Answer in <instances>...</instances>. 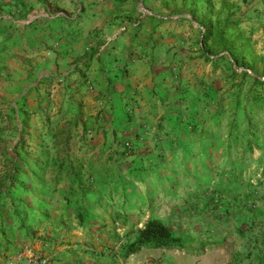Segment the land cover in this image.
Wrapping results in <instances>:
<instances>
[{
    "label": "rangeland",
    "instance_id": "1",
    "mask_svg": "<svg viewBox=\"0 0 264 264\" xmlns=\"http://www.w3.org/2000/svg\"><path fill=\"white\" fill-rule=\"evenodd\" d=\"M116 1L115 7L127 4L122 22L132 30L152 14L169 22L176 65L170 95L154 89L152 110L137 116L124 111L120 121L142 118L135 133L110 135L96 150L89 145L70 153L66 145L78 142L70 138L49 143L42 153L28 150L23 126L15 148L8 149L12 134L1 137L0 264L26 248L37 257L35 264H264V83L252 77L264 81V0H226L240 9L234 28L250 37L251 47L238 61L228 54L213 62L200 53L216 58L203 39L213 19L206 0ZM212 1L218 8L221 0ZM6 4L0 2V14L26 19ZM11 23L23 30L30 26ZM168 97L169 110L161 113ZM66 149L69 160L91 159L96 168L85 176L94 181L88 191L97 193H86L91 206L83 212L74 202L79 187H72L68 172L56 181L53 159ZM172 163L187 164L189 172L175 175ZM15 168L19 178H9ZM149 216L161 218L175 235L194 239L198 250L124 252Z\"/></svg>",
    "mask_w": 264,
    "mask_h": 264
},
{
    "label": "crops",
    "instance_id": "2",
    "mask_svg": "<svg viewBox=\"0 0 264 264\" xmlns=\"http://www.w3.org/2000/svg\"><path fill=\"white\" fill-rule=\"evenodd\" d=\"M4 1L26 12V19L0 14V140L14 136L9 150L18 126L28 150L42 152L67 135L78 141L66 145L70 153L96 150L110 135L135 133L142 118L120 121L124 111L152 110L154 89L170 95L175 38L162 15L152 14L135 32L122 22L127 4L115 7L116 0ZM10 19L30 26L23 30ZM170 104L168 97L160 112Z\"/></svg>",
    "mask_w": 264,
    "mask_h": 264
},
{
    "label": "trees",
    "instance_id": "3",
    "mask_svg": "<svg viewBox=\"0 0 264 264\" xmlns=\"http://www.w3.org/2000/svg\"><path fill=\"white\" fill-rule=\"evenodd\" d=\"M206 4L208 6L210 18L213 17V19L212 21L209 22V24L206 27L204 31L205 35H203V39L208 40L210 42L209 48L215 53L216 58L210 57L209 53L203 49L200 50L201 51L200 53L206 60L212 62L218 58L226 59L228 54L234 56V59L238 61L237 57L248 52L251 47L250 37L246 35L244 31L235 30L234 28L241 22L240 18L242 13L240 9L239 8L233 9L232 7L228 6L226 0H221L218 8L215 7V4L213 3L212 0H206ZM23 14L25 15V13ZM203 17H207L206 13L205 15H203ZM159 20H162V18L161 19L159 18ZM83 66H85V61L81 63V67ZM262 75L264 76V68L262 70ZM252 77L254 78L253 80L256 83H264V81L260 80V78L254 76ZM257 98L258 97L255 96V99ZM81 124L83 127L82 135H84L86 131L85 122H81ZM70 125L76 127L77 120L73 121ZM250 130L253 129L251 128ZM54 136L57 137V135ZM115 137L116 136L114 134L113 138ZM68 138L70 137L67 135V137L61 139V141H64ZM94 147L95 145H91L90 149H93ZM65 148H68V146H66ZM67 151L68 149L64 150V155H62L63 157H61L60 154H58L56 158L53 159V164L54 167L56 168L55 170L56 181L60 180L63 173L68 172L67 175L72 177L71 180L72 187H74V185H77L79 187L78 190L79 192L77 193L74 202L77 205L78 210L83 212L84 210H86L85 208L91 206V202L88 201L89 199H86V193L89 194L92 193V195H95L97 193V190L88 191L87 187L92 186L94 181L93 178H88L85 176L86 175L89 177L92 176L96 172V168L93 167L94 161L91 159H89L88 161H85V159H81L77 161L69 160L70 156L66 154ZM97 161L98 159H96L95 163H97ZM170 166L173 169L177 167L176 170L174 169L173 171L175 175L189 172V167L187 164L181 163L178 165L177 164L174 165V163H172ZM10 170L11 173L7 175L9 178L11 176L14 178H19L20 175L18 168L10 169ZM100 177L101 175H98V178ZM154 180L155 182L160 181L159 175H157L154 178ZM175 181L176 179L174 178V182ZM174 182L170 183L171 184L170 187H167L166 189L169 188L171 189V186H175ZM106 183L109 182L107 181ZM84 187H86L87 189L86 188L84 189ZM84 190H87L88 192H85ZM125 207H127L126 204H124L123 208ZM194 243H195L194 239L184 238L175 235L170 230L166 222H164L161 218L155 216H149L141 223L140 226L136 227L133 240L125 245L124 252H132V251L134 252L139 250L141 247H177L188 251L198 250L200 246L199 243L198 245H194ZM212 244L214 243H208L207 245H212ZM202 250L203 249H201V251Z\"/></svg>",
    "mask_w": 264,
    "mask_h": 264
},
{
    "label": "built area",
    "instance_id": "4",
    "mask_svg": "<svg viewBox=\"0 0 264 264\" xmlns=\"http://www.w3.org/2000/svg\"><path fill=\"white\" fill-rule=\"evenodd\" d=\"M24 253H18L14 258H12L11 260H9L7 262V264H17L18 261H20L21 259L25 258V257H29L28 261L26 262V264H35L36 263V259L37 257L35 256L34 252L28 248H26L24 251ZM40 261L42 263L46 262V260L44 258H41Z\"/></svg>",
    "mask_w": 264,
    "mask_h": 264
}]
</instances>
